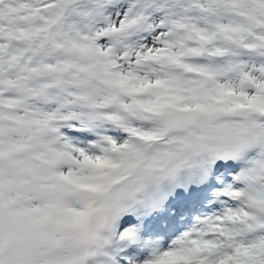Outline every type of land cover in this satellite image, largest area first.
Listing matches in <instances>:
<instances>
[{
    "label": "snow or ice",
    "instance_id": "obj_1",
    "mask_svg": "<svg viewBox=\"0 0 264 264\" xmlns=\"http://www.w3.org/2000/svg\"><path fill=\"white\" fill-rule=\"evenodd\" d=\"M0 264H264V0H0Z\"/></svg>",
    "mask_w": 264,
    "mask_h": 264
},
{
    "label": "rangeland",
    "instance_id": "obj_2",
    "mask_svg": "<svg viewBox=\"0 0 264 264\" xmlns=\"http://www.w3.org/2000/svg\"><path fill=\"white\" fill-rule=\"evenodd\" d=\"M207 209L203 210L204 212H208V211H211V209L209 207H206ZM194 211H197V210H194ZM200 211V209L198 210Z\"/></svg>",
    "mask_w": 264,
    "mask_h": 264
}]
</instances>
